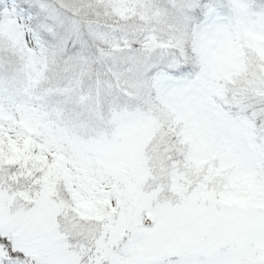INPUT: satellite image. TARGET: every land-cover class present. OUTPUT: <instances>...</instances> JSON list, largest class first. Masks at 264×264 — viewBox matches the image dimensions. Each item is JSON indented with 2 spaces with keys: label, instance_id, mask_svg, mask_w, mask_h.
<instances>
[{
  "label": "snow or ice",
  "instance_id": "snow-or-ice-1",
  "mask_svg": "<svg viewBox=\"0 0 264 264\" xmlns=\"http://www.w3.org/2000/svg\"><path fill=\"white\" fill-rule=\"evenodd\" d=\"M11 3L8 26L19 36L27 29L42 49L59 46L68 57L79 50L78 26H66L47 0ZM156 14L167 38L133 44L134 83L118 79L117 91L133 105L147 97L156 108L147 115L166 118L170 139L160 152L169 165L196 152L221 170L252 175L258 194L246 207H227L183 193L128 222L132 178H99L110 228L85 239L75 218L74 233L65 230L61 206L40 183L43 170L25 176L18 164L0 165V264H264V71L259 83L238 79L222 88L214 67L221 42L243 47L264 38V0H168ZM156 31L146 29L145 38ZM258 62L264 68V57Z\"/></svg>",
  "mask_w": 264,
  "mask_h": 264
},
{
  "label": "rangeland",
  "instance_id": "rangeland-1",
  "mask_svg": "<svg viewBox=\"0 0 264 264\" xmlns=\"http://www.w3.org/2000/svg\"><path fill=\"white\" fill-rule=\"evenodd\" d=\"M167 2L47 0L66 26L75 22L79 28V50L68 57L59 46L42 49L27 29L19 36L8 26L12 4L3 1L10 5L0 11V165L18 164L25 176L43 170L40 183L47 197L69 204L71 211L61 206L69 234L75 226L67 213L81 224L85 239L97 233L103 237L110 228L112 209L97 195L100 189L94 181L99 178L105 184L132 178L126 192L128 222L138 211L148 217L157 200L165 203L183 193L195 194L203 203L222 201L227 207H246L258 194L252 175L221 170L196 152L169 165L160 152L170 139L166 118L147 115L156 112L147 97L133 105L115 87L118 79L134 83L135 60L129 49L137 40L143 46L167 38L156 14ZM149 28L157 31L145 38ZM245 48L253 55H246ZM262 57L264 38L259 36L243 47L221 42L214 55L221 87L238 79L259 83ZM5 81L11 87L6 88ZM80 114L85 120L73 125ZM36 136L46 153L35 155L39 152L31 139Z\"/></svg>",
  "mask_w": 264,
  "mask_h": 264
},
{
  "label": "trees",
  "instance_id": "trees-1",
  "mask_svg": "<svg viewBox=\"0 0 264 264\" xmlns=\"http://www.w3.org/2000/svg\"><path fill=\"white\" fill-rule=\"evenodd\" d=\"M1 1H2V0H0V11H1V8H2V7H1V6H2ZM36 135H37V134H36ZM37 137H38V136H36V138H35L34 140H37ZM38 140H40V139H38ZM36 149H39L38 146L36 147ZM36 172H37V171H36ZM46 178H47V176H46ZM60 201H62L63 205L61 204ZM60 201H58L57 203L60 204V206H62V208H69V205L67 204L68 202H67L66 200H65V201H64V200H60ZM69 210H70V208H69ZM70 211H71V210H70ZM65 213H66V212H65ZM67 215L71 217V213H67Z\"/></svg>",
  "mask_w": 264,
  "mask_h": 264
}]
</instances>
